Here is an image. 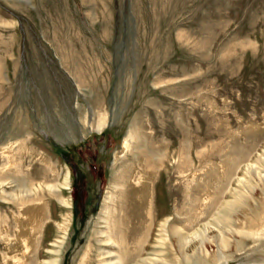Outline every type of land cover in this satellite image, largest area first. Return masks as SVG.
Listing matches in <instances>:
<instances>
[{"label":"rangeland","instance_id":"374dc122","mask_svg":"<svg viewBox=\"0 0 264 264\" xmlns=\"http://www.w3.org/2000/svg\"><path fill=\"white\" fill-rule=\"evenodd\" d=\"M19 143V173L0 152V231L14 234L24 183L46 174L54 189L29 264L87 249L107 264L114 191L129 226L112 264H132L143 227L147 264L264 261V0H0V148ZM146 159L148 200L134 182ZM1 235L0 264H20Z\"/></svg>","mask_w":264,"mask_h":264},{"label":"bare ground","instance_id":"6f19581e","mask_svg":"<svg viewBox=\"0 0 264 264\" xmlns=\"http://www.w3.org/2000/svg\"><path fill=\"white\" fill-rule=\"evenodd\" d=\"M102 122H103V119H101V117H100L99 122H98V127L101 126ZM129 136L130 135L125 137V139L123 140L122 146H123L124 150L129 149L131 146L129 139H128ZM23 147H24V144L19 143V145H17V146L9 144L7 146L0 148V152L4 153L7 157L8 165H6V167H7L6 169H11V170L18 172V173L20 170L21 171L24 170V168H22L23 164H22L20 157L18 155L20 152H22L21 150ZM47 161L49 162L48 159H47ZM47 161H46V163H47ZM149 164L150 163L148 162L147 159H146V161H144V160L136 161V165L140 169V171H139L140 175L134 182H136V185H137L136 187L139 188V190H140V191H138V193L136 192L139 199H141L142 191H144V194L147 192L148 182L150 181V179H152V177L149 173V168H148ZM48 167L50 169L49 170L50 173L53 174L54 169L51 168L50 165ZM222 172H223V169H222ZM134 175H135V173H134ZM49 180H50V177L45 174L42 178V181L37 183V185L32 184L33 183L32 181H29L28 184H25V183L23 184V186L19 189L20 193L17 196V199L19 200L17 202L18 211L17 212L12 211L13 212L12 215H13L14 220H15L14 234L12 236H10L11 234H8L5 231L4 232L0 231V233L2 234L1 237L5 242V246L8 249L7 252L5 249V252L6 253L9 252L8 255L12 256V258L14 260H16V262H20V264H23L22 260H24V262L27 261L28 264L32 262V259L34 257L33 252H34V250H36V247L38 244L39 235L41 232V227L43 226V223L45 222V220L48 218V202L46 201L45 198H43L44 197V194H43L44 188L42 186L44 185L51 192L54 191L52 183L49 182ZM64 181H65L64 182L65 185L68 184V182H67L68 181V175L67 174L65 175ZM116 190H117V188H116ZM149 193H150V191H149ZM145 195L147 196V200H148L149 196L147 194H145ZM203 195H204L203 196V205L205 206L207 204V201H209V199L212 197L213 191L207 189L203 192ZM58 199H60L59 201H61L65 205H69V202L66 199H63V198H58ZM108 199H110L109 203L105 204V206L103 207V209H102L103 215L101 216V218H102L101 221L104 223L105 228L98 230V233H100L102 235L101 238L98 240V242H103L104 246H107V247H103L104 249L102 251H105L107 257H109V259H107L108 260L107 264H112L113 259L111 257L113 256V253L116 251L115 249H113L114 246L112 245V243H119L120 244V243H123L126 241L125 239L127 237V234H125L126 233L125 231L129 225L126 227V224L124 222L125 216L123 214L120 213V217H118L119 207H118L117 191L110 193ZM12 202L14 203L15 201L13 200ZM120 211H122V210H120ZM201 214H202V209L199 208L195 211L194 217L197 218ZM63 216H64L63 219L66 221L67 220V213H64ZM217 220L219 222H223V224H225L224 217L218 218ZM167 221H168V216L164 219V221L161 222V226H165ZM0 223H2V225L4 226V229L6 230L7 226H8L6 220L3 218L2 219L0 218ZM60 229L61 230L64 229L63 224L60 227ZM205 230L207 231V230H209V228L206 226ZM206 231L205 232L203 231L204 236L201 238H199V236L196 235L195 233H192V234L188 235L187 237L184 235H179L180 238L178 240H179L180 247L184 248L185 244L190 243V241L192 240V237H197L198 240L203 241V238L208 237V236H206L207 235ZM218 233L220 236H222V234L220 233V230L218 231ZM147 236H148V229L144 228V227L142 228V230L140 229L139 235L136 237V239H134V241H135L134 245H135L136 250L134 249L135 254L132 257H130V263L138 264L136 261V258L142 257L141 258L142 259L141 264H147V258H144L143 257L144 255L142 253V251L144 250V247H145L144 245H145V242L147 240ZM10 240H11V242H13V245L9 244ZM220 240L223 242V236L220 238ZM62 241L63 240L56 241V242H54V244H57L59 246V245H61ZM1 242H2V240H1ZM126 243H128V242H126ZM126 243L122 249L125 251L124 254L128 255V253H130L131 249H130V246H128ZM110 247H112V248H110ZM120 247L121 246L119 245V248ZM53 251L58 253L60 251V249L58 248V249H55ZM3 254H4L3 252H0V255H3ZM4 260H6V259H4ZM54 261H56V260H54ZM117 261L119 262V261H121V259H118ZM100 262H104V261L101 260ZM79 263L80 264H91L92 263V257L90 256L88 249L86 250L85 254H83L81 256Z\"/></svg>","mask_w":264,"mask_h":264},{"label":"water","instance_id":"95a60500","mask_svg":"<svg viewBox=\"0 0 264 264\" xmlns=\"http://www.w3.org/2000/svg\"><path fill=\"white\" fill-rule=\"evenodd\" d=\"M222 264H264V261H256V260H251V261H246V262H237V261H225Z\"/></svg>","mask_w":264,"mask_h":264}]
</instances>
